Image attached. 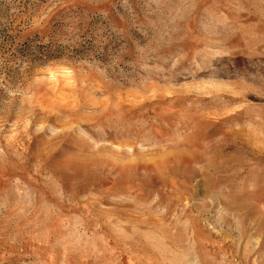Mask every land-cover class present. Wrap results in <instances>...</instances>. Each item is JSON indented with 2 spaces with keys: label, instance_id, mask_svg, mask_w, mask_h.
I'll list each match as a JSON object with an SVG mask.
<instances>
[{
  "label": "rangeland",
  "instance_id": "rangeland-1",
  "mask_svg": "<svg viewBox=\"0 0 264 264\" xmlns=\"http://www.w3.org/2000/svg\"><path fill=\"white\" fill-rule=\"evenodd\" d=\"M0 264H264V0H0Z\"/></svg>",
  "mask_w": 264,
  "mask_h": 264
}]
</instances>
